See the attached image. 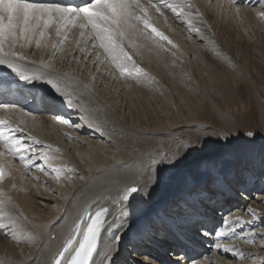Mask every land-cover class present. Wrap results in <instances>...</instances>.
<instances>
[{
  "label": "bare ground",
  "instance_id": "1",
  "mask_svg": "<svg viewBox=\"0 0 264 264\" xmlns=\"http://www.w3.org/2000/svg\"><path fill=\"white\" fill-rule=\"evenodd\" d=\"M41 2L82 7L90 0ZM244 2L248 10L259 2L264 7V0H141L150 25L199 51L194 55L197 69L203 68L200 51L212 35L211 27L204 30L201 23L219 18L222 8L223 16L229 7L243 9ZM178 3L183 5L180 15L167 6ZM57 27L48 29L39 47L37 33L31 43L21 39L12 49L24 57L18 62L41 78L25 81L0 65V104L11 106L0 108V119L7 122L0 128L10 141H20L10 151L0 140V211L5 213L0 223L7 225L0 227V264H55L69 240L78 247L90 218L104 208L108 214L93 264H264V239L252 236L260 238L264 226L248 231L264 221V97L249 72L196 70L202 87L196 82L183 94L185 81L174 63L183 61L184 54L165 47L143 23L131 30L132 43L125 41L132 59L124 67L131 75L121 74L90 29L69 25L58 36ZM156 75L180 98H193V109L182 107L175 123L166 127L161 119L134 118L126 95L130 81L143 93L155 91L160 86ZM241 83L246 87L233 94ZM185 115L190 119L181 122ZM247 122L255 130L245 131ZM40 160L45 167L59 165L54 167L62 169L59 180L39 174ZM33 163L34 171H28ZM195 180L202 183L199 189L190 185ZM56 182L66 185L58 188ZM212 184L214 197L209 195ZM41 185L54 193L43 199L28 195ZM132 185L139 186V193L123 201ZM192 194L199 197L187 205ZM253 196L257 199L247 208ZM212 210L224 222L216 221ZM167 217L175 219L170 229ZM231 237L235 240H224Z\"/></svg>",
  "mask_w": 264,
  "mask_h": 264
},
{
  "label": "rangeland",
  "instance_id": "2",
  "mask_svg": "<svg viewBox=\"0 0 264 264\" xmlns=\"http://www.w3.org/2000/svg\"><path fill=\"white\" fill-rule=\"evenodd\" d=\"M261 2H259L256 5H252L253 10L252 8L251 9L249 8V10L244 8L243 5H246V2H244L242 6H240L244 10L241 8H236L235 10H232L234 8L229 7L227 11L228 13L225 16H223L224 9L222 8V10H220V13L222 15H220L219 18H216V19L210 18L211 20L210 22L201 23L200 26L204 30H207L208 26L211 27L209 32H211L212 30V35L207 40L206 48H204L203 51H200V53L203 54L202 59H200L201 62L199 63V65L203 67L202 69L196 68L197 63H196V59L194 55L196 53H199V51L196 48L192 49L191 44L186 43V42H181L177 40L175 36H165L168 39H163L162 37L156 35L161 40V42L164 44L165 47L171 48V49L173 47H176L177 49L179 48L178 51L184 54L183 61L177 60L174 63V67L176 69H179L178 71H180V73L183 76L182 80L185 81L183 84L184 87L183 88L181 87L183 94L184 92L189 93L190 89H192V86H193L192 84L196 82H197L196 84H199L198 86H201L200 84H201L202 79L195 75L194 72L196 70H202L203 72H208L207 71L208 69H211V70L216 69L224 73L231 72V71H236L238 73L242 70H246L247 72H249L252 79L254 80V83L257 84L259 91L262 93V96L264 97V14L262 12L264 11V7L261 5ZM224 3L222 7L225 6ZM255 12L259 14L255 16L256 15ZM247 14H249V16ZM157 31L160 32L159 30ZM224 52L227 54L229 53L231 56H227ZM150 71L153 72L152 69H150ZM224 73L222 74V79L225 80L226 78V80H228V77L224 75ZM154 82L155 83L157 82V84H160V86L157 85L158 89H156L155 91H148L147 93H143L139 88L140 86H138L134 81H130L128 83L127 86L129 89L127 90L126 95L128 97L130 107L132 108L131 115H133L134 118L136 117V115H138V117H140L141 119L143 118L147 120L151 117V120H154V122H156V120L158 119H161L162 121L160 122V125L162 127L163 126L166 127L167 125H172L173 123H175V120L179 116L178 113L182 107L184 108V110H189V111L193 109L191 106V101L193 98L189 97V95H185L180 98L179 93L176 92L175 88H173L170 83L164 82L163 79L160 77V75L159 76L156 75V79L154 80ZM160 87H162V89ZM244 87H246V83H241L238 86V88L235 89L233 94H236L238 91L239 92L243 91ZM150 88L153 89L154 87L151 86ZM211 88L213 89V87H210L208 90H211V92H213ZM112 89H114V87H112ZM247 92L248 91H245L246 94ZM202 95L203 94H200L197 96L201 97ZM185 113H189V112L186 111ZM192 113L193 112H191V117H192ZM187 119H190L189 115H185L184 119L181 118V122H186ZM248 125H249L248 122L244 123V127H247L245 131L255 130L254 126L252 125L248 126ZM40 159L42 160V158ZM41 160L40 162H38V165L36 164L38 166L37 169H38L39 174H42L43 177H47V175L48 176L50 175L51 178L53 177V179L59 180L58 178H60V176L63 175V172L61 173L62 169L60 167H57V169L54 168L59 165L55 166L53 164H49L47 165L49 167H45V165L42 162L43 160L42 161ZM28 161L29 160L25 159L24 163L28 164L29 163ZM35 163L26 166L28 171H34ZM236 169L238 170V166ZM238 174H239V171H237V174L235 173V176L236 175L238 176ZM255 176H256V173H255ZM253 181L256 183V178H254ZM239 182H241V184L243 183L242 180ZM190 183L192 187H196L197 189H199L200 187L198 185H202L200 181H196V180ZM244 183L246 184V182ZM55 184H57L56 186L58 188L66 185L61 182H56ZM214 189H216V185L212 184L211 188L209 189V193H210L209 195H211V197H214L217 195ZM234 190L233 192L231 191V194L233 195V197H235V199L238 200V193ZM49 192H53L50 186L41 185V187L37 188L36 192L29 190L28 195L36 196L38 194L37 197H40L41 199H43V196H47ZM57 192H60V191H57ZM197 193L200 196L202 192L200 190H197ZM199 196L192 194L189 199V202H187V205H189L190 203H193L194 205V203L196 202ZM256 197L254 198L253 196L251 201L247 203V208L248 206H251L252 202L256 201L257 199ZM258 213L260 212H257L256 214ZM212 214H213V218L216 221H221V223L224 222L222 219L219 218L221 215L219 214L218 211L212 210ZM258 215H261V214H258ZM165 219H167V225H168V228L170 229V223L172 225L171 221L175 219L172 217L171 218L167 217ZM17 220H21V217L20 216L17 217ZM234 223L238 224L240 222L237 221ZM261 223L262 224L257 226V228L255 226V227H252L248 231L252 233L259 227H263L264 221H262ZM243 233L241 232V234ZM263 235H260V238H259V235H257V233H254L252 236H255L254 238L257 240V239H264ZM224 240L232 241V240H235V237L234 238L231 237L229 239H224ZM214 243L215 242H212L213 245ZM251 243H253L252 246H254L255 244L254 240L251 241ZM141 244H143V246L145 245L144 242H141ZM240 247L242 246L238 245L236 250H239ZM247 248L249 249V246L245 247V249ZM249 251L250 250H248L247 253ZM247 256L249 257V255ZM243 258L244 257H242V259ZM118 263H121L120 257L118 258ZM257 264H263V263L259 262Z\"/></svg>",
  "mask_w": 264,
  "mask_h": 264
},
{
  "label": "snow or ice",
  "instance_id": "3",
  "mask_svg": "<svg viewBox=\"0 0 264 264\" xmlns=\"http://www.w3.org/2000/svg\"><path fill=\"white\" fill-rule=\"evenodd\" d=\"M152 6L157 12L160 11L155 4ZM167 6L177 15L183 12L182 4H168ZM137 10L142 11L145 15H137ZM147 12L148 9L141 3V0H90V3L82 7L41 2V0H0V65H5L25 81L41 78L35 73L30 74V70L18 62L24 57H19L12 49L21 39L26 43H31L37 33H39L40 39L36 40V46L39 47L41 40L45 38L48 29L53 24L58 25V36L71 25L73 28L78 26L84 30L90 29L93 37L99 41V47L103 48L108 57L121 69V74L131 75L124 67V61L132 59L125 48V41L129 44L132 43L130 32L135 29L136 23H143L145 28H151V31L157 36L168 39L150 25ZM138 71L142 72L143 70L138 69ZM48 83L56 87L53 80L49 79ZM57 91H59L58 87ZM9 107L11 106L8 104H0V108ZM6 123L0 119V125ZM248 135H252V133H248ZM0 140L8 143L10 151L20 144L19 140L10 141L2 130H0ZM3 176L4 168L0 166V179H3ZM138 191L139 189L135 186L126 189L122 200L127 201L132 194ZM3 203L0 201V205ZM107 214V208L97 211L91 223L87 225L78 247L73 248L74 241L69 240L63 251L59 253L55 264H62V259L70 248H73L74 254L67 260V264H93V254L97 250L104 227L103 218ZM4 216L5 213L0 211V221ZM6 226L4 223H0V227Z\"/></svg>",
  "mask_w": 264,
  "mask_h": 264
},
{
  "label": "water",
  "instance_id": "4",
  "mask_svg": "<svg viewBox=\"0 0 264 264\" xmlns=\"http://www.w3.org/2000/svg\"><path fill=\"white\" fill-rule=\"evenodd\" d=\"M133 186H135V187H137L138 189H139V186L138 185H132V186H130V187H133ZM129 187V188H130ZM139 193V191L137 192V193H134V194H132L131 196H135V195H137Z\"/></svg>",
  "mask_w": 264,
  "mask_h": 264
}]
</instances>
